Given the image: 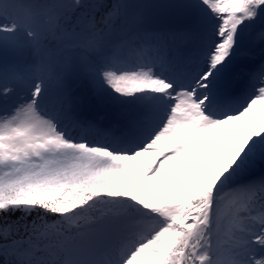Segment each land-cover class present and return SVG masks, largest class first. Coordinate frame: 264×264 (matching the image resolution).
Returning <instances> with one entry per match:
<instances>
[{
    "label": "snow or ice",
    "instance_id": "1",
    "mask_svg": "<svg viewBox=\"0 0 264 264\" xmlns=\"http://www.w3.org/2000/svg\"><path fill=\"white\" fill-rule=\"evenodd\" d=\"M0 264H264V0H0Z\"/></svg>",
    "mask_w": 264,
    "mask_h": 264
}]
</instances>
